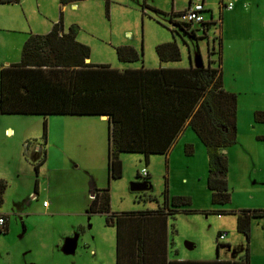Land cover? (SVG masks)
I'll return each instance as SVG.
<instances>
[{"label":"rangeland","instance_id":"1","mask_svg":"<svg viewBox=\"0 0 264 264\" xmlns=\"http://www.w3.org/2000/svg\"><path fill=\"white\" fill-rule=\"evenodd\" d=\"M188 2L109 0L107 10L104 0H81L62 9L59 0L0 4V68L12 64L7 60L18 62L29 32L47 33L61 12L64 30L76 25V40L89 48L87 62L157 68L155 47L174 41L180 60L163 66L219 62L225 90L237 97L236 143L226 150L231 194L226 205L211 203L206 150L189 127L180 148L169 152V170L164 155L123 152L121 176L113 179L107 173L105 117L0 114V177L8 185L0 207L8 222L6 233L0 228V264H115V229L104 213L89 212L92 178L95 186L108 188L110 214L155 210L166 206V198L173 209L172 197L189 198V206L168 218L175 229L169 234L172 257L178 250L184 260L233 261L248 250L249 264H264V217L251 219L247 240L236 230L232 211H222L264 209V168L257 163V158L264 162V124L253 122V112L264 111V0H204L205 20L213 22L205 33L198 25L194 33L173 25L179 18L171 13L184 10ZM228 3L239 6L228 10ZM118 46L133 47L139 62L121 63ZM192 140L197 147L187 155L184 145ZM44 157L46 164L37 175L34 166ZM142 168L150 173L151 185L147 191H131L132 183L143 182L137 177ZM37 179L38 198L31 201L27 192H35ZM42 199L55 204L49 213L41 208ZM222 232L224 240L218 241Z\"/></svg>","mask_w":264,"mask_h":264},{"label":"trees","instance_id":"2","mask_svg":"<svg viewBox=\"0 0 264 264\" xmlns=\"http://www.w3.org/2000/svg\"><path fill=\"white\" fill-rule=\"evenodd\" d=\"M77 1L81 0H59V4L62 8ZM14 2L18 0H0V4ZM104 2L107 10L109 0ZM174 16L177 14L172 12L170 17ZM175 24L180 30H187ZM211 24L213 22L205 24L206 30ZM77 30L76 25L64 30L60 12L58 21L48 33L27 36L19 61L0 68V114L107 116V164L109 177L113 179L121 176L120 153L143 154L146 158L166 156L185 127H189L206 150V186L211 193V203L228 204L231 194L225 151L236 143L237 97L224 89L220 63L213 66L214 61H209L207 65L198 66L190 63L186 68L142 67L120 71L109 65L86 62L90 50L76 40ZM115 51L120 62L132 63L140 59L131 46H118ZM155 52L161 63L180 60V51L174 41L157 45ZM215 53L210 51V54ZM253 120L264 123V111H255ZM192 147V144H185V154H192ZM143 183L147 191L151 185L148 176ZM6 188L7 181L0 178V207ZM170 201L173 209L166 198V206L154 211L110 214L108 188L94 191L89 212L104 213L105 222L116 227L117 264L120 263L118 225L121 219L152 217L165 223L180 208L191 204L186 197H172ZM232 214L236 230L248 240L251 219L264 217V209H243L232 211ZM1 231L5 233L6 228ZM169 264H249V255L246 250L240 259L233 261H174Z\"/></svg>","mask_w":264,"mask_h":264},{"label":"crops","instance_id":"3","mask_svg":"<svg viewBox=\"0 0 264 264\" xmlns=\"http://www.w3.org/2000/svg\"><path fill=\"white\" fill-rule=\"evenodd\" d=\"M191 1H193V0H189L188 4ZM202 1L204 3V0H202ZM72 5H74V3ZM237 6H239V4ZM237 6H234V7H237ZM234 7L232 6V8H234ZM204 8H205V6H204ZM176 12H178V11H176ZM212 17L213 16L211 15V18ZM52 24H51V26H52ZM29 34H32V33L29 32ZM215 59H217V58L215 57ZM200 61L202 63L201 59H200ZM7 62L8 63L9 62L17 63L16 60H12V61L7 60ZM86 62H87V60H86ZM138 62H139V60L136 61V62H132V63H138ZM121 63H125V62H121ZM159 63L160 64L157 65L158 66L157 68H160V67L161 68H171V67H168V66H163V64L161 62H159ZM208 63L209 62H207V64ZM192 65H194V64L192 63ZM212 65H213V62H212ZM5 66H7V65H5ZM114 67H115V69L122 71V70H125V69H140L143 66H138V65H131V66L123 65V66H120V65H117V66H114ZM151 69H154V68H151ZM223 87H224V85H223ZM49 116H51V115H49ZM84 116H88V115H84ZM102 117H105V119L107 120V124H108V117L107 116H102ZM253 122H254V120H253ZM254 123H256V122H254ZM256 124H259V123H256ZM262 124H264V123H262ZM107 127H108V125H107ZM186 130H187V127H185V130L182 133V135H184ZM107 134H108V129H107ZM181 136L172 145V148L170 150H172V151L175 150V148H177V145H178V148H180L179 146H181V143H180L181 142L180 141L181 140ZM236 138H237V136H236ZM189 144H192L194 148L197 147V143H195V140H192V142L189 143ZM35 150H37V149L34 148L33 152H36ZM172 151H171V153H172ZM169 152L166 155V157L168 159V163L166 165L167 170H169V168L171 167V153H170V156H169ZM225 153H227V151H225ZM258 160L259 159L257 158V163L260 164L264 168V162L261 161V160H259V161ZM46 161H47V159L44 157L35 166H34L35 163L32 164L34 166L35 170H37L36 171L37 175H39L40 168L43 165L46 164ZM107 173H108V164H107ZM147 174H148L147 176H148V179H149L150 178V173L147 172ZM108 177H109V174H108ZM2 179H4V178H2ZM38 180L39 179L36 180L35 185L33 187V190H35V192H33V193L32 192H27L31 201H35L38 198V196H36L39 193ZM95 180H96L95 178L91 179L90 185H92V186H90L91 190L89 189L88 192H87V198L90 197L92 199L91 194L92 193L94 194V191H97L99 189H104V188H101L102 186H98V185L95 186V183H94ZM93 188H94V191H92ZM82 191H81V193H85V191H83V192ZM33 195L36 197L35 200H33L31 198ZM80 196H81L82 202L84 200H86V197H84L83 195H80ZM43 201H45V200L42 199V202ZM224 205H226V204H224ZM54 206H55V204H52V207H51V204H48V203H47L46 206H42V204H41V208H43V210L47 211V213H49L51 211L50 208H53ZM88 206H89V204H88ZM239 208H244V207L241 206ZM239 208H236V210H222V211H224V212L225 211H239L240 210ZM244 209H247V208H244ZM144 211H146V210H144ZM150 211H154V210H150ZM130 212H135L136 213V212H141V211H130ZM4 216L6 217V223H5L4 229L6 228V232H7L8 231L7 216L6 215H4ZM158 221L159 220L153 219L152 217H149V218L124 217V219H121V221H120V223L118 225L119 229H120V234H121V239H120L121 240V244H120V251H119V262L120 263L119 264H169L170 262H174V261H192V260H189V259L188 260H184L182 257H180L178 250L175 251V256L174 257L171 256V252H172L171 244H172V241L170 239V235H172L173 232H175L174 225L173 224H169L168 223V219H167V221H165V223L163 221H160V222H158ZM113 227L115 229V237H116V227L115 226H113ZM193 247L194 246H191V244H189V248L190 249H193ZM190 249H188V250H190ZM217 250H218V248H217ZM193 261H210V260H193ZM224 261H226V260H224ZM227 261H230V260H227ZM115 264H117V242L116 241H115Z\"/></svg>","mask_w":264,"mask_h":264},{"label":"built area","instance_id":"4","mask_svg":"<svg viewBox=\"0 0 264 264\" xmlns=\"http://www.w3.org/2000/svg\"><path fill=\"white\" fill-rule=\"evenodd\" d=\"M225 7L230 10L232 8V4L228 3L225 5ZM205 8H204V3L202 0L200 1H191L182 11L179 12H175L179 18V20L176 22L177 24L181 25L184 28H187V30L191 31V29H193V27L195 25H198V29L202 31V33H205L206 31V27L205 24L208 22H206L205 20ZM212 19V18H211ZM174 26H176V24H173ZM197 29V30H198ZM195 30V29H193ZM192 30V31H193ZM196 31V30H195ZM147 171L142 168L139 173H138V177L144 179L145 177H147ZM34 195L32 196V199H34ZM47 202L43 201L42 202V206H46ZM6 221L4 216L0 215V228H3L5 225ZM224 236L225 234L219 233L218 235V241H223L224 240Z\"/></svg>","mask_w":264,"mask_h":264},{"label":"water","instance_id":"5","mask_svg":"<svg viewBox=\"0 0 264 264\" xmlns=\"http://www.w3.org/2000/svg\"><path fill=\"white\" fill-rule=\"evenodd\" d=\"M195 66H198L197 64H194ZM200 65H201V62H200ZM147 188V185L145 183H132L130 185V190L131 191H144L146 190ZM93 193L91 194V196L93 197Z\"/></svg>","mask_w":264,"mask_h":264},{"label":"flooded vegetation","instance_id":"6","mask_svg":"<svg viewBox=\"0 0 264 264\" xmlns=\"http://www.w3.org/2000/svg\"><path fill=\"white\" fill-rule=\"evenodd\" d=\"M194 33V32H193ZM193 37H196V35H192ZM32 198V197H31ZM36 199V197H34V199L33 200H35Z\"/></svg>","mask_w":264,"mask_h":264},{"label":"clouds","instance_id":"7","mask_svg":"<svg viewBox=\"0 0 264 264\" xmlns=\"http://www.w3.org/2000/svg\"><path fill=\"white\" fill-rule=\"evenodd\" d=\"M93 198V197H92Z\"/></svg>","mask_w":264,"mask_h":264}]
</instances>
